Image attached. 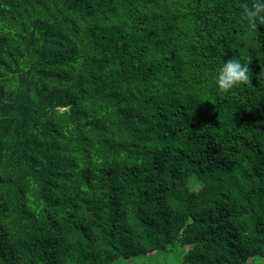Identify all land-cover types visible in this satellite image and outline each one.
I'll return each instance as SVG.
<instances>
[{
	"label": "trees",
	"instance_id": "obj_1",
	"mask_svg": "<svg viewBox=\"0 0 264 264\" xmlns=\"http://www.w3.org/2000/svg\"><path fill=\"white\" fill-rule=\"evenodd\" d=\"M243 3L0 0V264L174 242L180 264H264V25Z\"/></svg>",
	"mask_w": 264,
	"mask_h": 264
},
{
	"label": "clouds",
	"instance_id": "obj_2",
	"mask_svg": "<svg viewBox=\"0 0 264 264\" xmlns=\"http://www.w3.org/2000/svg\"><path fill=\"white\" fill-rule=\"evenodd\" d=\"M243 10L241 21H247L249 29L257 30V25H264V0H252L251 5L243 3L240 5ZM251 56L247 61L241 63L238 59H228L220 67L215 83L221 91L227 92L240 84L250 83Z\"/></svg>",
	"mask_w": 264,
	"mask_h": 264
},
{
	"label": "rangeland",
	"instance_id": "obj_3",
	"mask_svg": "<svg viewBox=\"0 0 264 264\" xmlns=\"http://www.w3.org/2000/svg\"><path fill=\"white\" fill-rule=\"evenodd\" d=\"M190 185L193 189H197L199 186L194 179L191 180ZM188 249L189 246L174 242L166 250L138 254L130 259L119 258L112 264H180ZM246 264H263V262L260 256L252 255L248 257Z\"/></svg>",
	"mask_w": 264,
	"mask_h": 264
}]
</instances>
